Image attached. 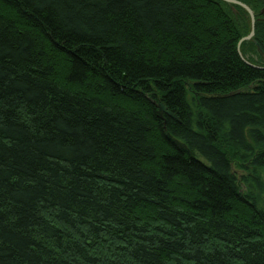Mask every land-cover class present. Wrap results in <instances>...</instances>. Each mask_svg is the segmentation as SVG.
I'll list each match as a JSON object with an SVG mask.
<instances>
[{
    "label": "trees",
    "instance_id": "16d2710c",
    "mask_svg": "<svg viewBox=\"0 0 264 264\" xmlns=\"http://www.w3.org/2000/svg\"><path fill=\"white\" fill-rule=\"evenodd\" d=\"M235 1L252 66L221 0H0V264H264V0Z\"/></svg>",
    "mask_w": 264,
    "mask_h": 264
},
{
    "label": "water",
    "instance_id": "95a60500",
    "mask_svg": "<svg viewBox=\"0 0 264 264\" xmlns=\"http://www.w3.org/2000/svg\"><path fill=\"white\" fill-rule=\"evenodd\" d=\"M221 1L224 2V3H226V4H228V5H235V6H239V7H241L243 10H245V11L247 12V14H248V16H249V19H250V33H249V35H248L247 37L241 39L240 42H239V44H238V53H239L240 58L243 60V58H242V56H241V53H240V46H241L242 43L249 42V41L252 40V38H253V36H254L255 17H254V15H253V13L251 12V10H250L247 6H245V5H243V4L239 3V2H237V1H235V0H221ZM258 50H259V52H260V49H259V48H258ZM243 62H244L245 64L251 66V65H250L249 63H247L245 60H243ZM158 110H159V111H158V115H159V117H161L163 114H165V115H167L168 117L177 120L175 116H173L172 114H170L169 112L166 111L165 107H164L162 104H160V105L158 106ZM165 137H166V139H167L168 141H170L175 147L182 148V149L185 148L184 145H182L180 142H178L177 140H175L174 138H172L169 134H166Z\"/></svg>",
    "mask_w": 264,
    "mask_h": 264
},
{
    "label": "bare ground",
    "instance_id": "6f19581e",
    "mask_svg": "<svg viewBox=\"0 0 264 264\" xmlns=\"http://www.w3.org/2000/svg\"><path fill=\"white\" fill-rule=\"evenodd\" d=\"M244 5V4H243ZM240 42V41H239ZM239 44V43H238ZM251 65V64H250ZM252 66V65H251Z\"/></svg>",
    "mask_w": 264,
    "mask_h": 264
},
{
    "label": "rangeland",
    "instance_id": "374dc122",
    "mask_svg": "<svg viewBox=\"0 0 264 264\" xmlns=\"http://www.w3.org/2000/svg\"><path fill=\"white\" fill-rule=\"evenodd\" d=\"M250 42V41H249Z\"/></svg>",
    "mask_w": 264,
    "mask_h": 264
}]
</instances>
